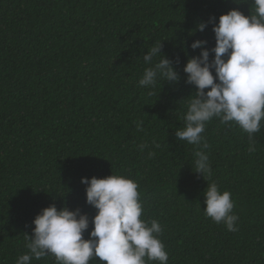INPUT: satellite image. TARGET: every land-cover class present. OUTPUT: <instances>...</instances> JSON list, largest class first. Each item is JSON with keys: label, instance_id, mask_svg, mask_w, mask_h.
<instances>
[{"label": "trees", "instance_id": "1", "mask_svg": "<svg viewBox=\"0 0 264 264\" xmlns=\"http://www.w3.org/2000/svg\"><path fill=\"white\" fill-rule=\"evenodd\" d=\"M0 264H264V0H0Z\"/></svg>", "mask_w": 264, "mask_h": 264}]
</instances>
